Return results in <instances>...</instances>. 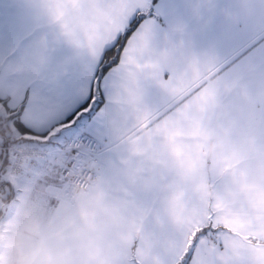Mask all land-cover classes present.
Returning a JSON list of instances; mask_svg holds the SVG:
<instances>
[{
	"label": "crops",
	"instance_id": "1",
	"mask_svg": "<svg viewBox=\"0 0 264 264\" xmlns=\"http://www.w3.org/2000/svg\"><path fill=\"white\" fill-rule=\"evenodd\" d=\"M141 2L0 0L3 76L77 70L86 92ZM175 2L170 24L124 41L105 74L106 138L84 190L52 154L0 174V264H178L194 237L191 264H264V0ZM7 91L14 107L20 91Z\"/></svg>",
	"mask_w": 264,
	"mask_h": 264
},
{
	"label": "snow or ice",
	"instance_id": "2",
	"mask_svg": "<svg viewBox=\"0 0 264 264\" xmlns=\"http://www.w3.org/2000/svg\"><path fill=\"white\" fill-rule=\"evenodd\" d=\"M178 10L175 0H142L141 3L134 4L126 18L123 32L117 34L111 47H108L97 61L92 76L87 80L86 92L81 91L83 80L77 70L65 71L54 84L37 81L13 83L11 78L0 77V92L12 87L20 91V99L14 107H10L12 96L7 92L0 95V106L11 113L7 119L19 132L20 138L36 140L56 149L77 142L86 152L96 151L106 138L102 124V113L108 104L104 78L112 66L118 63L116 58L112 59L111 64L104 63V55L111 52L117 42L122 39L127 41L145 26L165 29ZM125 46V43L120 44L117 55ZM6 47L7 45L0 47V53H3ZM162 75L167 76L169 73L164 72ZM24 116L30 117L31 127L21 119ZM35 129H39L38 135H34ZM8 147L7 143H0V149L7 150ZM75 151L80 154L78 150ZM67 170L64 169L65 172ZM203 231L204 229H201V233ZM196 243L197 238L194 237L180 264H191Z\"/></svg>",
	"mask_w": 264,
	"mask_h": 264
},
{
	"label": "built area",
	"instance_id": "3",
	"mask_svg": "<svg viewBox=\"0 0 264 264\" xmlns=\"http://www.w3.org/2000/svg\"><path fill=\"white\" fill-rule=\"evenodd\" d=\"M8 138L0 136V143H7V150L0 149V174L17 176L22 172H30L44 158L54 156L58 163V173L77 190H84L94 176L92 162L98 150L86 152L80 148L77 142L64 145L60 149L52 148L50 145L41 144L38 141H23L13 138L11 131L6 132ZM15 141V143H13ZM80 154H77V151ZM8 155L6 161L1 156ZM71 161L72 163H69ZM67 168V172L64 169ZM4 205H0V222L4 218Z\"/></svg>",
	"mask_w": 264,
	"mask_h": 264
},
{
	"label": "rangeland",
	"instance_id": "4",
	"mask_svg": "<svg viewBox=\"0 0 264 264\" xmlns=\"http://www.w3.org/2000/svg\"><path fill=\"white\" fill-rule=\"evenodd\" d=\"M10 58H12V57H6L5 59H2V61L3 62H1L0 63V77H4L3 75H5V70L7 69V67H8V64L6 63V61L8 60V59H10ZM55 75L57 74L56 73V71H55V73H54ZM13 75H17L16 73L15 74H13ZM50 75H52V74H50ZM60 75H58V77H59ZM7 77H9V76H7ZM49 79V78H48ZM48 79H46L45 80V82L46 83H51V84H54V82L53 81H48ZM11 80L13 81V83H15V82H17V81H21V79H19V78H17V77H13V78H11ZM84 85V84H83ZM7 89L8 88H5L4 89V92H8L7 91ZM16 96H18L19 97V91L17 90V88L16 87H12V88H9ZM85 90H87V89H85ZM3 92V93H4ZM13 95V94H12ZM14 96V95H13ZM12 96V102H14V100H15V96L13 97ZM20 98V97H19ZM10 107H12L11 105H10ZM11 113L9 112V111H6L5 110V108L4 107H2V106H0V126H9L12 130H13V132L15 133V134H17L18 133V131L16 130V128H14L13 126H12V122L11 121H9L7 118H8V116L10 115ZM7 192H8V190H7ZM4 193H6V191H0V205L2 204L1 202H2V197L5 195ZM7 203H5L4 205H6ZM6 208V207H5ZM4 208V211H6V209Z\"/></svg>",
	"mask_w": 264,
	"mask_h": 264
},
{
	"label": "trees",
	"instance_id": "5",
	"mask_svg": "<svg viewBox=\"0 0 264 264\" xmlns=\"http://www.w3.org/2000/svg\"><path fill=\"white\" fill-rule=\"evenodd\" d=\"M124 41L125 40L122 39L121 41L117 42L116 46L112 48V51L107 52L104 55V60H103L104 63L111 64L112 59L117 58V56H118L117 53H118V50L120 49V44L124 43ZM9 128L10 127L8 125L7 126H0V136H2L4 138H8V136L6 135V132H8ZM34 135H38V133H34ZM1 183H2V181H0V185H1ZM5 199H8V197H5ZM178 264H180V262Z\"/></svg>",
	"mask_w": 264,
	"mask_h": 264
}]
</instances>
